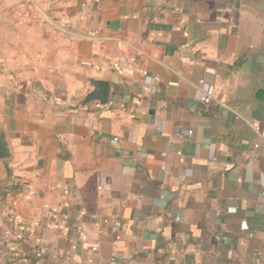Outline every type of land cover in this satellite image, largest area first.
Listing matches in <instances>:
<instances>
[{"label":"crops","instance_id":"0c3cea01","mask_svg":"<svg viewBox=\"0 0 264 264\" xmlns=\"http://www.w3.org/2000/svg\"><path fill=\"white\" fill-rule=\"evenodd\" d=\"M32 1L97 39L0 12V264H264V0Z\"/></svg>","mask_w":264,"mask_h":264},{"label":"built area","instance_id":"2783aa9c","mask_svg":"<svg viewBox=\"0 0 264 264\" xmlns=\"http://www.w3.org/2000/svg\"><path fill=\"white\" fill-rule=\"evenodd\" d=\"M32 7V13L36 16V18L43 22L44 24L58 30L59 32L65 33L67 35L75 36L80 39H87V40H96L97 36L95 34L89 33L87 35H77L66 29L65 27H62L57 22H55L49 15L44 13L32 0H29ZM188 36V34H186ZM117 41H121L125 43V41L116 39ZM142 55L141 52L137 51V53L133 56H123V57H116L113 60L110 61L111 66L114 70L119 72L123 75H134L137 68L138 59ZM197 90L201 94V101L205 104H212L214 102H217L220 105H223V103L215 96L214 94V88L208 84H206L204 81H200L196 85ZM236 116L239 119H242L240 115H238L235 111H233ZM243 120V119H242ZM115 143L118 142V138H114L113 140ZM255 149H259V145H255ZM165 156V154H163ZM178 156H180L181 161H183V155L181 153H178ZM163 171H166V167L163 166ZM38 254H40V251H37Z\"/></svg>","mask_w":264,"mask_h":264},{"label":"water","instance_id":"95a60500","mask_svg":"<svg viewBox=\"0 0 264 264\" xmlns=\"http://www.w3.org/2000/svg\"><path fill=\"white\" fill-rule=\"evenodd\" d=\"M256 87H259L264 83V75L260 78ZM88 82L91 86V91L81 101V105L85 106L93 102H97L102 106H105L109 101V82L103 81L98 78H89ZM226 107L231 106L226 104ZM11 158V150L7 140L6 133L3 129H0V160H8Z\"/></svg>","mask_w":264,"mask_h":264},{"label":"rangeland","instance_id":"374dc122","mask_svg":"<svg viewBox=\"0 0 264 264\" xmlns=\"http://www.w3.org/2000/svg\"><path fill=\"white\" fill-rule=\"evenodd\" d=\"M13 4H7L5 0H0V12H6L10 11L15 13L17 16L16 20L9 21V23H14L15 25L18 23H29L31 26L34 23L39 22V20L36 18V16L32 13V7L29 0H12ZM1 24H6V20H1ZM5 28L1 27L0 32L3 33ZM20 32H15V39L18 40V37L20 36ZM4 54V52H2Z\"/></svg>","mask_w":264,"mask_h":264}]
</instances>
